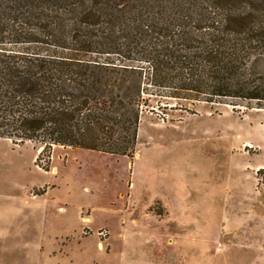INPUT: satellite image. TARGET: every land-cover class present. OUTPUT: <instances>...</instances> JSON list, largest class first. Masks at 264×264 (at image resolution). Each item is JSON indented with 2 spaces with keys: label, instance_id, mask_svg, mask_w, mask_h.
<instances>
[{
  "label": "rangeland",
  "instance_id": "374dc122",
  "mask_svg": "<svg viewBox=\"0 0 264 264\" xmlns=\"http://www.w3.org/2000/svg\"><path fill=\"white\" fill-rule=\"evenodd\" d=\"M218 100L145 112L132 156L0 137V264H264V102Z\"/></svg>",
  "mask_w": 264,
  "mask_h": 264
},
{
  "label": "trees",
  "instance_id": "16d2710c",
  "mask_svg": "<svg viewBox=\"0 0 264 264\" xmlns=\"http://www.w3.org/2000/svg\"><path fill=\"white\" fill-rule=\"evenodd\" d=\"M227 98L264 102V0H0V137L132 156L145 112Z\"/></svg>",
  "mask_w": 264,
  "mask_h": 264
},
{
  "label": "crops",
  "instance_id": "0c3cea01",
  "mask_svg": "<svg viewBox=\"0 0 264 264\" xmlns=\"http://www.w3.org/2000/svg\"><path fill=\"white\" fill-rule=\"evenodd\" d=\"M30 197H32L33 198V200H35L36 202H41L40 201V199H41V197L43 198L44 196L43 195H37V196H31L30 195ZM43 202V201H42ZM59 208H61V205H59Z\"/></svg>",
  "mask_w": 264,
  "mask_h": 264
}]
</instances>
